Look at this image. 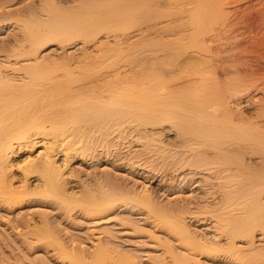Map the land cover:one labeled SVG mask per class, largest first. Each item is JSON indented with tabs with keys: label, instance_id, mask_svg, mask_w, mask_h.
<instances>
[{
	"label": "bare ground",
	"instance_id": "bare-ground-1",
	"mask_svg": "<svg viewBox=\"0 0 264 264\" xmlns=\"http://www.w3.org/2000/svg\"><path fill=\"white\" fill-rule=\"evenodd\" d=\"M39 8L0 19L14 31L0 43V235L10 249L55 264H122L102 237L81 245L56 225L120 201L174 233L185 254L162 264H202V253L264 264V0ZM120 145L166 178L201 183L197 212L212 224L203 235L146 190L122 194L97 171L95 185L75 184L76 159ZM31 202L59 214H19Z\"/></svg>",
	"mask_w": 264,
	"mask_h": 264
},
{
	"label": "rangeland",
	"instance_id": "rangeland-1",
	"mask_svg": "<svg viewBox=\"0 0 264 264\" xmlns=\"http://www.w3.org/2000/svg\"><path fill=\"white\" fill-rule=\"evenodd\" d=\"M27 7L30 10H27ZM27 11L40 15L39 0H0V19L9 14ZM10 22L11 20L7 19L0 21V43L14 32L9 26L2 27ZM136 149L133 147L131 152L125 155V145H120L116 151L111 150L110 154L103 159L96 153L87 154L84 163L76 159L75 184L95 185L97 171L98 176L108 179L120 189L122 194L131 195L143 193L146 190L152 200L163 210L176 213L182 209L188 212L191 216L193 232L199 236L203 235L212 224L205 221L202 214L197 212L199 206L204 204L202 200L205 189L201 183H193L190 177L176 180L160 175L148 162L138 157ZM20 210L19 214L33 215V218L37 220L43 210H49L51 215L59 214L57 210L42 207L39 202L26 203ZM66 218L55 219L56 225L64 233L62 237L67 236L81 245L87 243V246H90L98 236L102 237L110 254L115 259L121 260L122 264H162L164 258L166 260L173 254L180 257L185 254L178 251L177 241L173 239L174 233H169L162 227V223L148 215L147 211L135 202L118 201L110 208H102L90 214L74 209L71 219ZM3 229L4 227L0 225V232ZM12 245L16 246V243L11 242L9 245L4 236L0 235V264H55L48 260L46 262V258L37 249L34 250V254L32 252L28 254L25 251L15 253L10 249ZM199 258L202 264H247L245 261H238L229 256H221L218 260L211 261L202 253ZM58 261L68 264L67 259Z\"/></svg>",
	"mask_w": 264,
	"mask_h": 264
}]
</instances>
